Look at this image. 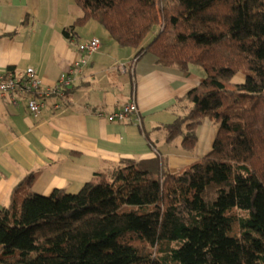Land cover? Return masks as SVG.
<instances>
[{"label":"trees","instance_id":"16d2710c","mask_svg":"<svg viewBox=\"0 0 264 264\" xmlns=\"http://www.w3.org/2000/svg\"><path fill=\"white\" fill-rule=\"evenodd\" d=\"M74 1L67 39L95 20L137 49L134 61L150 53L184 74L203 69L175 99L182 114L161 126L166 142L192 152L205 119L216 135L174 172L161 155L125 159L76 193H31L39 171L28 173L0 207V264H264V0Z\"/></svg>","mask_w":264,"mask_h":264},{"label":"crops","instance_id":"0c3cea01","mask_svg":"<svg viewBox=\"0 0 264 264\" xmlns=\"http://www.w3.org/2000/svg\"><path fill=\"white\" fill-rule=\"evenodd\" d=\"M80 15L74 0H0V34H7L0 39V71L33 68L41 86L51 87L77 59V44L100 40L73 81L76 89L64 111L48 103L31 114L21 97L15 105L0 97V207L32 171L39 173L31 193H76L96 170L122 160L161 155L174 172L212 147L216 128L209 119L197 127L192 152L183 151L180 137L166 142L161 127L182 114L175 99L199 84L203 69L189 65L184 74L150 53L134 61L137 49L119 46L95 20L78 26L69 40L63 29ZM131 100L139 124L132 115L123 122L107 120Z\"/></svg>","mask_w":264,"mask_h":264},{"label":"built area","instance_id":"2783aa9c","mask_svg":"<svg viewBox=\"0 0 264 264\" xmlns=\"http://www.w3.org/2000/svg\"><path fill=\"white\" fill-rule=\"evenodd\" d=\"M99 46L100 40L97 37L77 44V59L65 73L61 74L56 84L51 87L41 86V82L33 68H27L24 71H0V97L7 99L12 105L18 104L21 97L26 101L27 109L31 114L37 113L48 103H50L53 110L64 111L67 107L64 101L65 87L73 84L82 67L88 63L90 56L98 50ZM130 115L133 116L136 124H139L140 118L133 100L108 114L107 120L123 122Z\"/></svg>","mask_w":264,"mask_h":264},{"label":"rangeland","instance_id":"374dc122","mask_svg":"<svg viewBox=\"0 0 264 264\" xmlns=\"http://www.w3.org/2000/svg\"><path fill=\"white\" fill-rule=\"evenodd\" d=\"M81 43H82V42H81ZM239 79H240V77L238 76L237 78H235V81H240ZM239 215H241V216H246V212L240 211V212H239Z\"/></svg>","mask_w":264,"mask_h":264}]
</instances>
